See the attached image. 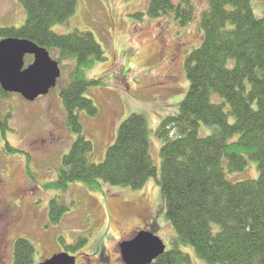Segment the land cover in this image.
<instances>
[{
    "label": "trees",
    "instance_id": "16d2710c",
    "mask_svg": "<svg viewBox=\"0 0 264 264\" xmlns=\"http://www.w3.org/2000/svg\"><path fill=\"white\" fill-rule=\"evenodd\" d=\"M16 1L27 13L26 23L20 28L0 26V40H28L57 52L59 63L74 60L71 81L60 96L77 140L47 189L65 192L76 183L90 190L103 184L143 189L157 177L158 168L150 154L151 130L142 115L132 114L121 124L103 162H90L94 146L83 134L79 114L98 113L86 94L104 82L89 79L87 72L105 61V52L89 32L53 31L75 14L78 0ZM170 13L184 26L194 19L191 0H149L150 18ZM201 28V45L185 62L189 90L180 114L156 130L163 143L157 183L176 237L153 264H191L184 247L205 264H264V18L255 15L252 0H208ZM202 124L219 131L201 137ZM250 162L257 166V179L230 178L244 173ZM69 211L59 198L51 200L50 223L58 224ZM65 250L76 254L77 247ZM36 255L31 241L16 240L13 264H36Z\"/></svg>",
    "mask_w": 264,
    "mask_h": 264
},
{
    "label": "rangeland",
    "instance_id": "374dc122",
    "mask_svg": "<svg viewBox=\"0 0 264 264\" xmlns=\"http://www.w3.org/2000/svg\"><path fill=\"white\" fill-rule=\"evenodd\" d=\"M191 7L194 19L184 26L174 13L150 18L149 0H78L69 21L53 27L60 35L89 32L105 52V61L87 72L89 79L104 82L86 94L98 113L79 114L83 134L94 146L90 162L104 161L121 124L132 114L147 120L150 154L158 175L141 190L108 184L90 190L82 183L72 184L65 192L47 189L57 180L63 158L77 140L60 96L71 81L74 60L61 61L57 86L35 101L0 91V264H13L14 244L20 238L35 245L36 263L75 245L77 264H123L120 244L145 229L153 231L167 250L172 248L176 233L167 220L157 183L163 143L156 130L164 120L180 114L189 90L185 62L201 45V21L208 0H191ZM252 7L258 18H264V0H252ZM26 19V11L16 0H0L1 27L20 28ZM50 54L58 57L57 52ZM32 61L27 57L26 66ZM213 99L219 101L217 96ZM218 131L217 126L202 124L199 135ZM258 176L256 164L250 162L244 173L230 178ZM56 198L69 205L70 211L52 224L48 209ZM183 251L191 255V264H205L191 248Z\"/></svg>",
    "mask_w": 264,
    "mask_h": 264
},
{
    "label": "water",
    "instance_id": "95a60500",
    "mask_svg": "<svg viewBox=\"0 0 264 264\" xmlns=\"http://www.w3.org/2000/svg\"><path fill=\"white\" fill-rule=\"evenodd\" d=\"M26 56L34 61L26 67ZM61 77L59 63L47 49L24 39L0 41V86L7 93H17L27 101H35L57 86ZM166 252L164 242L150 231H141L133 239L120 244L124 264H153ZM77 258L59 253L39 264H76Z\"/></svg>",
    "mask_w": 264,
    "mask_h": 264
},
{
    "label": "flooded vegetation",
    "instance_id": "af4514ba",
    "mask_svg": "<svg viewBox=\"0 0 264 264\" xmlns=\"http://www.w3.org/2000/svg\"><path fill=\"white\" fill-rule=\"evenodd\" d=\"M2 248L0 247V258H2Z\"/></svg>",
    "mask_w": 264,
    "mask_h": 264
}]
</instances>
